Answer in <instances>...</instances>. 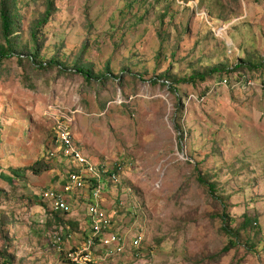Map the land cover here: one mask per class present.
<instances>
[{"label":"rangeland","instance_id":"rangeland-1","mask_svg":"<svg viewBox=\"0 0 264 264\" xmlns=\"http://www.w3.org/2000/svg\"><path fill=\"white\" fill-rule=\"evenodd\" d=\"M5 2L16 52L0 64V251L10 264H71L86 237L87 189L72 193L57 246L39 198L65 182L68 163L50 151L66 123L93 162L120 164L103 201L115 231L142 235L96 264H264V89L218 83L264 81V0ZM196 73L209 76L189 81Z\"/></svg>","mask_w":264,"mask_h":264},{"label":"built area","instance_id":"built-area-1","mask_svg":"<svg viewBox=\"0 0 264 264\" xmlns=\"http://www.w3.org/2000/svg\"><path fill=\"white\" fill-rule=\"evenodd\" d=\"M180 3V0H177ZM219 85L229 86L232 90H250L255 87L264 89V81L260 83L241 78L233 83L228 76L219 79ZM55 129L52 141L51 156L63 158L68 163L65 182L60 189H47L40 193L39 198L44 210L49 212H68L72 193L81 192L84 200L86 216V237L81 247L68 253L73 264H96L97 260L117 257L127 252L128 248H138L142 235L128 240L126 234L113 229V214L109 212L103 201V193L110 181H115L121 166L116 164L114 169H108L104 163L93 162L83 149L75 144L69 125L60 124ZM71 169V170H70ZM69 214V213H68ZM62 228L52 231L51 242L61 243ZM100 256H97L96 251ZM140 256V253H136Z\"/></svg>","mask_w":264,"mask_h":264},{"label":"trees","instance_id":"trees-1","mask_svg":"<svg viewBox=\"0 0 264 264\" xmlns=\"http://www.w3.org/2000/svg\"><path fill=\"white\" fill-rule=\"evenodd\" d=\"M49 16H50V10L47 11V13L45 14L42 22H44V23L47 22ZM1 17H2V31H3V37L5 39V44L1 45V47H0V64H1V62L4 59L10 58V57H12L13 54L16 53L15 52V48L12 45V42H11V40L9 38L10 34H12L13 20H12V17H11L10 10L8 9V7H6L5 0H2ZM40 25H41V23H40ZM34 37H35V35H34ZM38 55H39L38 54V50H36L32 57H36ZM19 56L23 57V54H19ZM218 71H220V69L213 68L210 71V74L216 73ZM77 72L86 75L87 78H89L91 76L90 70H87V72H86L85 70L80 68V69H77ZM208 76H209V74H207V73H203V74L202 73H196L195 75H193L192 77L189 78V81H191V82H194L196 80L205 81L206 78H208ZM36 164H39V162H36ZM32 172L35 173L34 170H32ZM209 185L211 186V189H213V185L212 184H209ZM45 211H46V215L47 216H52L53 215L52 216V220L55 223V226L52 229L53 231L54 230H58L61 226L62 227L63 226L66 227L65 226V222H63V219H61V218H62V216H67V214H68L67 211L66 212H49L47 210H45ZM247 221H248V218L245 219L243 225H247ZM225 230L231 236V238H230V246L231 247L232 246H236V239L235 238L238 237V235H236L237 232H235V230L232 227H230V225H228V226L226 225L225 226ZM60 233H61V241H62V239H63V237H62L63 230ZM85 236H86V232H85ZM52 245L57 246V245H55L53 243H52ZM59 245H61V243ZM224 248H225L224 249L225 251L229 249L228 246H226ZM74 250H76V249L70 250V252H72ZM67 256H68V254H67ZM0 261H1V264H10V261L6 257L5 253H3L1 251H0ZM68 261L70 262L69 258H68ZM71 264H73V263H71Z\"/></svg>","mask_w":264,"mask_h":264},{"label":"clouds","instance_id":"clouds-1","mask_svg":"<svg viewBox=\"0 0 264 264\" xmlns=\"http://www.w3.org/2000/svg\"><path fill=\"white\" fill-rule=\"evenodd\" d=\"M257 88H260V87H255V88H253V89H257ZM253 89H252V90H253ZM261 89H262V88H261Z\"/></svg>","mask_w":264,"mask_h":264}]
</instances>
